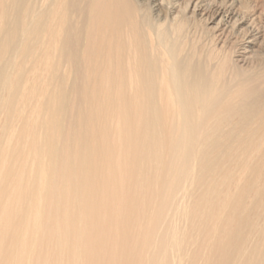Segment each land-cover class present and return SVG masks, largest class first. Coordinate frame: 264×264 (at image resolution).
Here are the masks:
<instances>
[{"label":"bare ground","instance_id":"obj_1","mask_svg":"<svg viewBox=\"0 0 264 264\" xmlns=\"http://www.w3.org/2000/svg\"><path fill=\"white\" fill-rule=\"evenodd\" d=\"M0 264H264V0H0Z\"/></svg>","mask_w":264,"mask_h":264}]
</instances>
